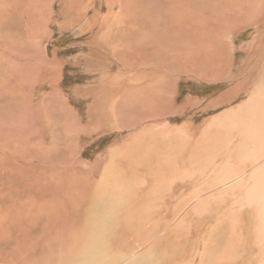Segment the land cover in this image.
<instances>
[{"label":"rangeland","instance_id":"rangeland-1","mask_svg":"<svg viewBox=\"0 0 264 264\" xmlns=\"http://www.w3.org/2000/svg\"><path fill=\"white\" fill-rule=\"evenodd\" d=\"M173 2L0 0V264H264L243 196L256 176L224 187L263 164L246 115L264 32L255 58L242 47L264 13L208 73L194 57L226 50L219 33L235 13L191 35L199 1H185L191 14ZM178 25L187 30L174 34ZM194 63L201 73L187 74ZM114 170L133 186L116 209L97 194Z\"/></svg>","mask_w":264,"mask_h":264},{"label":"bare ground","instance_id":"bare-ground-1","mask_svg":"<svg viewBox=\"0 0 264 264\" xmlns=\"http://www.w3.org/2000/svg\"><path fill=\"white\" fill-rule=\"evenodd\" d=\"M142 2H148V0H141ZM150 1V0H149ZM175 1V0H173ZM186 0H176V2H173L172 4V12L175 13V9L177 11H179V6L182 5L184 3V7L186 6V4H188L186 10H189L187 12H189L191 14V11L190 10V5L189 3H186L185 2ZM199 1V8H196V15L194 14V16L192 17L190 15V23L187 24V27L190 32V34L192 35L195 31V28H201V27H206L208 25L209 22H224L226 21L228 18H227V14H234L232 15L233 18L232 20L234 21V23H232V25H230L231 28H229L228 26H225V27H221V32L222 33H219V42L223 44L224 48L226 50H222L220 52H217L216 49H211L209 51H205V54L202 56V55H198L197 54V57L195 56L194 58L195 59H198L201 63V67H203V72H208L212 69V66L211 64L212 63H217V64H223L224 62V59H229L231 60L233 57V48H234V36L236 33H239L241 31V29H245L246 27H249V26H252L254 25L257 21L259 22L261 17H263L262 13H264V2H260V0H238V1H235V0H224L223 2H220L221 0H217V2H214L213 4L215 5L214 9H215V14L212 15V12L209 11L208 7L210 5V3L208 2V0H198ZM264 1V0H262ZM180 2V3H179ZM213 2V0H212ZM261 3V4H260ZM212 4V5H213ZM175 9H174V7ZM198 6V5H197ZM161 7V6H160ZM212 8V6H211ZM185 10V9H184ZM177 14V13H176ZM212 17V18H211ZM212 19V20H211ZM221 20V21H220ZM257 22V24H258ZM197 23V24H196ZM231 23V22H230ZM229 23V24H230ZM229 24H225V25H229ZM260 24V23H259ZM263 24V23H261ZM214 26V25H213ZM256 26V25H255ZM215 27V26H214ZM218 27V26H217ZM207 28V27H206ZM212 28V27H211ZM203 29V28H201ZM217 29V28H216ZM181 30H187V29H184V28H181L179 25L178 27L175 26V30H173L174 34H175V31H181ZM200 30V29H199ZM218 30V29H217ZM196 32V31H195ZM200 32V31H199ZM205 32V31H204ZM264 30L262 31V29L259 31V33L257 34L256 37H254V40L249 43V44H246L244 45L242 48L246 49V53L247 55L255 58L253 55V51L257 50L259 48V45H260V38H262V34H263ZM210 33V32H209ZM195 36V35H194ZM209 36V35H208ZM211 36V35H210ZM217 36V35H216ZM215 36V38H216ZM180 37V36H179ZM203 37V36H202ZM161 38V36H160ZM174 38L176 39L177 38V44H180L181 41L178 39L177 35L174 36ZM193 40V39H192ZM200 40V39H199ZM202 40V39H201ZM209 40V38H208ZM202 42V41H201ZM204 42V41H203ZM206 42V41H205ZM212 42V41H211ZM183 43V42H182ZM190 44L192 45H195L193 44L192 41L189 42ZM195 43V42H194ZM198 43V42H197ZM208 43V42H206ZM217 43V42H216ZM203 44V43H200L199 46ZM206 46V44H204ZM209 45V44H208ZM215 45V43H214ZM221 45V44H220ZM202 46V45H201ZM210 46V45H209ZM263 46V44H262ZM174 47V46H173ZM189 47V45H188ZM203 47V46H202ZM222 47V46H221ZM191 48V47H190ZM196 48V47H195ZM264 48V46L262 47V49ZM241 49V50H243ZM199 50V49H198ZM192 51V50H191ZM204 51V50H203ZM254 51V52H255ZM174 52V51H173ZM190 52V51H189ZM256 53V52H255ZM185 55V54H184ZM158 56V55H157ZM187 56V55H186ZM194 56V55H193ZM247 58V57H246ZM226 60V61H227ZM262 60V59H260ZM264 62V60H263ZM193 63V62H192ZM230 63V62H229ZM228 63V64H229ZM136 65V64H134ZM210 65V66H209ZM209 66V68H207ZM228 66V65H227ZM187 68H183V70L186 71L187 74H191L192 73H201L199 70H197V65L196 63H194V66L193 65H187L186 66ZM222 67V66H221ZM187 69V70H186ZM208 69V70H207ZM264 69V68H263ZM256 70V69H255ZM264 72V71H263ZM23 73V72H22ZM209 73V72H208ZM22 76V75H21ZM204 76H208L207 73H205ZM164 81H162L163 83ZM264 83V82H263ZM164 84V83H163ZM259 87V88H258ZM256 91L253 93V96L256 94V97L255 99H253V103H252V107L249 109V113H247V120L248 121H251L253 122V127L254 128H258L257 129V136L256 137V143L253 145V147L255 146V149L256 150H259L260 147H262L264 149V85L263 87L261 88V86H258ZM243 90V89H242ZM170 91V90H169ZM148 93L150 94H155L154 93V90H150L148 91ZM172 93H169L168 92V96H167V99L172 97ZM239 94V93H238ZM156 101V99H155ZM165 103H167L168 105V102L166 101ZM146 105V104H145ZM149 105L152 106L151 102L148 101V104L146 105L147 107H149ZM170 107V106H169ZM167 109V108H166ZM168 111V110H167ZM11 112V111H10ZM14 113V111H13ZM233 113V112H232ZM165 114V113H164ZM163 114V115H164ZM241 116V115H239ZM245 116V115H244ZM245 116V117H246ZM15 120V119H14ZM214 121V120H213ZM211 122V121H210ZM17 123V122H16ZM220 123V122H219ZM255 123V124H254ZM228 124V123H227ZM256 126V127H255ZM23 127V126H22ZM6 127H3V126H0V131H6V133L8 132V130H4ZM251 128V127H250ZM253 128V129H254ZM17 130V129H16ZM16 130L13 128L9 130L10 134H13L14 132H16ZM12 131H14L12 133ZM31 131V130H30ZM72 131V130H71ZM247 131V130H246ZM251 131V130H250ZM23 132V131H22ZM245 133V132H244ZM16 134V133H15ZM254 135V134H253ZM250 136V135H249ZM30 137V136H29ZM245 139V137H244ZM252 139H253V136H252ZM251 139V140H252ZM255 139V138H254ZM27 140V139H26ZM250 141V140H249ZM253 141V140H252ZM255 141V140H254ZM15 146V145H14ZM243 146V145H242ZM240 147V146H239ZM249 149V148H248ZM253 149V148H252ZM16 150L15 147L14 149L8 151V155L10 156H13V155H16V157L18 156V151H14ZM71 151H73L72 153L73 154H76L77 151H76V147L73 148ZM28 152V151H27ZM30 152V151H29ZM76 152V153H74ZM253 152V151H252ZM255 154H257V151H254ZM264 154V152H262ZM21 154V153H20ZM72 154V155H73ZM78 155V154H77ZM38 156V155H37ZM39 157V156H38ZM70 157V156H68ZM263 157V156H262ZM19 158V156L17 157ZM71 158V157H70ZM250 158V157H249ZM253 158V157H252ZM16 161V159H14ZM127 160V159H126ZM125 160V161H126ZM261 162L260 164L263 162V164L260 166V168H257L255 169L254 171H252L251 175L249 177L248 176V172H245L239 176H237V178H235L234 180H232L229 184H225V181H224V187H230L232 185L235 184H240V185H243L245 184L246 182H244L246 179H250L251 177L253 176H256L255 179H256V182L253 184V186L250 188V189H245V194L243 195L246 202H250L251 205L252 203H254L256 206H254L253 208H255V211L253 212H256V214L258 215L259 217V222H260V225L259 226L261 229L260 230V234L262 235L264 233V193H261L262 192V187L264 185V158H260ZM38 161V160H37ZM42 161V160H41ZM253 162V161H252ZM27 163V162H26ZM32 164V163H31ZM69 164V163H68ZM113 165H111L112 167ZM19 168V167H18ZM110 168L106 169V170H109ZM114 170V173L115 175H118L116 176L115 178H113V176L111 177V181L108 182L109 184H106L105 186H103L104 189H101L100 188V191L97 192V194H100V199L98 200V202H101L103 203V206H105L106 208H109L110 206V201H112V204H113V209H116L118 207H124L126 206V198L128 197L129 198V188H132L133 186L132 185H126L128 184L127 181H131V180H127L125 177H123L122 174L124 173H121L119 175V172H117ZM238 172V171H237ZM232 174V173H231ZM235 174V173H234ZM237 174H240V173H237ZM228 176V175H227ZM226 176V177H227ZM234 178V176H232ZM129 178V177H128ZM131 178V177H130ZM232 178V179H233ZM231 179V178H230ZM229 179V180H230ZM254 179V180H255ZM127 180V181H126ZM228 180V179H227ZM226 180V181H227ZM126 181V182H125ZM136 181V180H135ZM238 181V182H236ZM24 182V181H23ZM39 182V181H38ZM229 182V181H228ZM227 183V182H226ZM29 186V185H28ZM48 186V185H47ZM43 187V186H42ZM242 187V186H241ZM250 187V186H249ZM31 188V187H30ZM111 188V192H109ZM222 188V187H220ZM219 188V189H220ZM51 189V188H50ZM229 189V188H228ZM2 190V189H1ZM139 190V189H138ZM133 191V190H132ZM52 193V192H51ZM54 193V192H53ZM210 193V192H209ZM19 195V194H18ZM17 195V196H18ZM131 195V193H130ZM134 195V194H133ZM132 195V197H133ZM137 196V195H136ZM234 197V196H233ZM103 198H108L107 200H102ZM11 200V199H9ZM123 200V201H122ZM131 200V199H130ZM13 204V203H11ZM41 204L43 205V202H41ZM31 205V204H30ZM57 206V204H56ZM60 206V205H59ZM200 206V204L198 205ZM202 206V205H201ZM24 207V206H22ZM111 207V206H110ZM10 208V207H9ZM25 208V207H24ZM198 208V207H196ZM5 209V208H4ZM28 209V208H27ZM32 209V208H31ZM57 209V208H56ZM55 209V210H56ZM203 209V208H202ZM7 210V209H6ZM5 210V211H6ZM29 210V209H28ZM250 210H253V209H250ZM2 211V210H1ZM8 211V210H7ZM11 211V210H9ZM13 211V210H12ZM3 212V211H2ZM2 212L1 213V216H2ZM16 212V211H15ZM23 213V211H21ZM51 212V211H50ZM53 212V211H52ZM56 212V211H55ZM108 212V211H107ZM246 212V211H245ZM20 214V216H18V218H25L24 217V214ZM249 213V212H248ZM252 213V211H251ZM7 214V213H6ZM6 214H3V215H6ZM22 214V215H21ZM10 215V214H9ZM14 216V215H13ZM26 216V215H25ZM29 216V215H28ZM3 217V216H2ZM5 217V216H4ZM56 216H54L55 218ZM255 217V216H253ZM11 218V217H10ZM9 216L5 219H7V221L10 220ZM4 219V218H3ZM2 219V220H3ZM9 219V220H8ZM12 219V218H11ZM16 219V218H14ZM26 219V218H25ZM49 220V219H48ZM14 222V221H13ZM17 222V221H16ZM9 223V222H8ZM55 223V222H54ZM53 224V223H52ZM1 225V224H0ZM4 226V225H3ZM16 226V225H15ZM5 229V228H4ZM6 231V230H5ZM8 232V231H7ZM2 235H0V238H2V242L5 240V236H3V233L1 232ZM8 234V233H7ZM8 236V235H7ZM6 236V237H7ZM259 237V236H258ZM11 241V240H10ZM85 241V240H84ZM6 242V241H5ZM25 244V239L23 238V242L19 243V246L21 245H24ZM167 257V256H166ZM150 258V257H149ZM149 258H141L140 260H138L137 262H134L132 264H155L153 263L151 260L152 259H149ZM11 260V259H10ZM163 261V264L165 263V259L163 257L162 259ZM161 262V261H160Z\"/></svg>","mask_w":264,"mask_h":264},{"label":"crops","instance_id":"crops-1","mask_svg":"<svg viewBox=\"0 0 264 264\" xmlns=\"http://www.w3.org/2000/svg\"><path fill=\"white\" fill-rule=\"evenodd\" d=\"M258 73H260L258 78H254L256 76V74H258ZM254 77H253V79H254V81L256 82L257 85L255 86V89H254L253 93L256 91L257 86H261V88H262L263 85H264V83H263L264 82V72H263V70H261L260 72L254 73ZM253 93H252V102H254L253 99H255V97H256V94L253 96ZM258 164H260V163H258Z\"/></svg>","mask_w":264,"mask_h":264}]
</instances>
